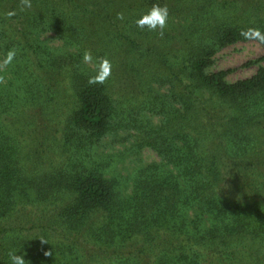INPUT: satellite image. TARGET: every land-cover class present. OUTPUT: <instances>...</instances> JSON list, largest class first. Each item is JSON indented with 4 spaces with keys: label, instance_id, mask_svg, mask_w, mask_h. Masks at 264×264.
<instances>
[{
    "label": "trees",
    "instance_id": "16d2710c",
    "mask_svg": "<svg viewBox=\"0 0 264 264\" xmlns=\"http://www.w3.org/2000/svg\"><path fill=\"white\" fill-rule=\"evenodd\" d=\"M28 3L0 0V264H264V66L210 71L264 48L242 34H264V0ZM156 5L167 27L138 28ZM143 151L158 160L109 174Z\"/></svg>",
    "mask_w": 264,
    "mask_h": 264
},
{
    "label": "rangeland",
    "instance_id": "374dc122",
    "mask_svg": "<svg viewBox=\"0 0 264 264\" xmlns=\"http://www.w3.org/2000/svg\"><path fill=\"white\" fill-rule=\"evenodd\" d=\"M44 43L49 44L53 48L62 46V43L52 40L45 36L42 37ZM264 56V48L255 41L240 42L229 46L218 52L214 59L210 71H231L227 76L229 82H237L245 80L253 76L259 67L264 66V62L260 59ZM112 137H108L101 144V152L114 154L118 150H124L129 145H118L116 148L111 144ZM118 159V158H117ZM157 157L150 151H143L139 158L135 160H127L125 162H117L115 171L109 169V174L121 173L124 176H129L135 169L144 167L152 162L157 161ZM116 162L117 160L114 159ZM134 164V165H132Z\"/></svg>",
    "mask_w": 264,
    "mask_h": 264
},
{
    "label": "clouds",
    "instance_id": "9594fccd",
    "mask_svg": "<svg viewBox=\"0 0 264 264\" xmlns=\"http://www.w3.org/2000/svg\"><path fill=\"white\" fill-rule=\"evenodd\" d=\"M28 7L31 4L28 0H24ZM170 14L167 6L156 5L144 13L140 18L136 20V26L142 30H147L149 32H163L167 27L169 22ZM118 19L123 20V14H119ZM246 38L258 39L261 43H264V34L259 30L250 29L247 33H242ZM16 57L15 49L8 51L6 58L3 60V66L10 65L14 58ZM83 62L85 64L94 63V58L90 52H85L83 55ZM96 74L89 79L90 84H103L111 76L112 66L109 60L100 59L96 63ZM48 252L45 253L48 256ZM9 264H27L24 256L17 254L15 251H10L8 253Z\"/></svg>",
    "mask_w": 264,
    "mask_h": 264
}]
</instances>
